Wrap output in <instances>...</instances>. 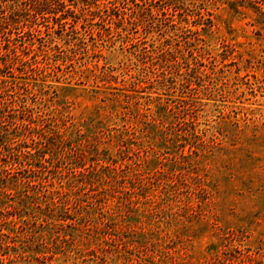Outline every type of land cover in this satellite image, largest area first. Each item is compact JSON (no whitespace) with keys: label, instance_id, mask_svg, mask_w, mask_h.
Instances as JSON below:
<instances>
[{"label":"rangeland","instance_id":"rangeland-1","mask_svg":"<svg viewBox=\"0 0 264 264\" xmlns=\"http://www.w3.org/2000/svg\"><path fill=\"white\" fill-rule=\"evenodd\" d=\"M242 10L207 3L166 76L90 15L71 42L12 26L44 70L0 103V264H264V13Z\"/></svg>","mask_w":264,"mask_h":264},{"label":"trees","instance_id":"trees-1","mask_svg":"<svg viewBox=\"0 0 264 264\" xmlns=\"http://www.w3.org/2000/svg\"><path fill=\"white\" fill-rule=\"evenodd\" d=\"M218 1L221 0H0V33L3 31L8 35L0 36V103L3 96L11 95L10 87L13 82L8 78L9 73L16 74L17 71V77H24V74L29 72L44 70L36 58L25 57L28 54L25 50L35 42L30 40V45L26 46L20 39L18 43L19 39L12 34V26L19 29L25 21L36 23L38 19L52 17L54 20H61L59 28L52 29V34L58 31L60 36H68L67 41L71 42L73 33L78 34L81 29L76 27L68 30L69 20L81 22L84 32L93 34L92 30L85 27L87 16L90 15L93 21L91 24L97 27V34L104 42L102 45L120 41L136 47L137 55L142 59L152 58L149 63L156 65L166 76L169 65H189L197 59L193 53L185 54L182 47L196 46L204 41L201 30L210 27L212 22L210 18L204 17L206 13L202 9L207 3ZM224 1L235 11L242 12V9L251 8L255 12L264 13V0ZM96 17H99L98 21L94 20ZM108 24L110 27L115 24L112 30H115V37H120L118 40L114 38L111 28L106 27ZM32 32L27 30L23 33L33 34ZM19 33L21 32H17L18 36ZM95 47L102 52V47ZM173 47L177 53H182L181 58L171 53ZM3 110L6 112L0 104V119L5 115ZM9 135L8 131L0 139V145H8ZM14 137L19 138L20 135L15 134ZM1 150L0 146V153Z\"/></svg>","mask_w":264,"mask_h":264}]
</instances>
